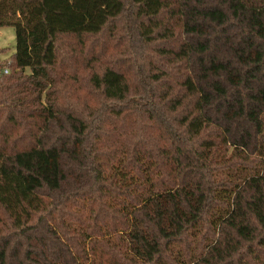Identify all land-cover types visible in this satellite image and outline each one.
I'll use <instances>...</instances> for the list:
<instances>
[{"label": "trees", "instance_id": "obj_1", "mask_svg": "<svg viewBox=\"0 0 264 264\" xmlns=\"http://www.w3.org/2000/svg\"><path fill=\"white\" fill-rule=\"evenodd\" d=\"M4 27L0 264H264V0H0ZM116 27L128 59L79 76Z\"/></svg>", "mask_w": 264, "mask_h": 264}, {"label": "rangeland", "instance_id": "obj_2", "mask_svg": "<svg viewBox=\"0 0 264 264\" xmlns=\"http://www.w3.org/2000/svg\"><path fill=\"white\" fill-rule=\"evenodd\" d=\"M116 25H119L116 23ZM66 39V38H65ZM65 44H70L71 47L75 45L74 39L67 38ZM127 39L125 37V32L121 30V28L114 29L113 31H104L101 35L93 37L86 46L89 48V51H85L86 57L84 59H80L77 61L75 57L72 55V59L76 61L74 65L71 67L75 68L78 75H86L87 72L82 71L85 67V60H87V65L92 64V67L95 70H102L104 67L113 65L116 63L115 60L127 58L129 56V51L127 48ZM5 49V50H4ZM78 50V46H76L75 50ZM73 51L74 53L77 52ZM15 52V33L12 27H4L0 28V66L3 68V71L7 68L10 63L9 56L13 55ZM68 52V57L71 53ZM91 53H94L93 58ZM60 59L63 61H69L65 54V51L59 49ZM92 58V59H91ZM128 64V63H126ZM86 65V67H87ZM4 73V72H3ZM5 74V73H4ZM79 86L83 85V82L78 84ZM84 89V88H82Z\"/></svg>", "mask_w": 264, "mask_h": 264}, {"label": "built area", "instance_id": "obj_3", "mask_svg": "<svg viewBox=\"0 0 264 264\" xmlns=\"http://www.w3.org/2000/svg\"><path fill=\"white\" fill-rule=\"evenodd\" d=\"M4 73L7 74V70H5Z\"/></svg>", "mask_w": 264, "mask_h": 264}]
</instances>
